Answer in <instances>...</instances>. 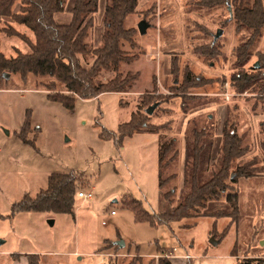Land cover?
Segmentation results:
<instances>
[{"label":"rangeland","instance_id":"374dc122","mask_svg":"<svg viewBox=\"0 0 264 264\" xmlns=\"http://www.w3.org/2000/svg\"><path fill=\"white\" fill-rule=\"evenodd\" d=\"M137 1L136 11L125 21V28L135 31V46L124 44V50L136 57L121 67L124 75H138L132 93L77 99L75 108L69 110L50 101L48 93L37 87L42 79L31 76L24 80L11 74L8 80L0 77V241L7 240L9 248L24 255H41L38 264H131L138 252L143 259L135 264H152L153 259L157 262L160 255H170L174 249L179 258H168L173 264H187L186 255L192 256L194 264H242L248 259H260L253 264H264V94L237 95L229 86L235 73L234 52L247 35L239 33L230 21L229 2L205 7L202 2L209 0ZM74 2L64 0V7L70 9ZM105 6L106 0H99L94 15L95 47L105 30ZM57 22L69 24L71 14H57ZM141 22L148 25L144 34L139 30ZM8 27L34 41L25 27L11 20L0 24V28ZM219 30L222 35L215 40ZM0 44L7 58L28 50L23 40L5 33H0ZM259 50L264 51V34L254 53ZM257 60L254 56L247 70ZM188 71L209 84L188 89L187 95L201 97L187 100L186 107L177 97L158 109L152 122L165 126L162 133H139L122 146L99 137L104 129L118 133L119 126L143 106L144 94L169 95L174 86L184 85ZM112 77L104 73L101 80L108 82ZM223 78L226 83L222 87ZM226 93L231 94L229 101ZM208 117L213 121L208 123ZM227 119L243 141L242 150H248L235 161V167L251 164L256 174L236 183L240 219L231 225L229 218L212 216L231 212L223 199L209 202L205 216L180 224L152 227L136 222L124 198L142 202L151 214L171 212L184 185L187 133L194 126L199 130L210 126V131L215 130L216 156ZM27 121L32 129L26 131L27 139L32 140L37 132L35 146L19 137ZM173 139L176 146L168 156L178 157L164 172L168 179L164 192L177 190L171 204L159 188L158 160L161 145ZM71 171L91 184L79 192L91 190L94 195L90 200L77 197L73 215L21 212L12 216L13 205L26 194L36 197L47 187L51 174ZM171 176L175 177L169 180ZM183 225L191 227L184 229ZM120 241L125 243L123 248L116 244ZM160 248L167 252L158 254ZM14 264L28 263L17 260Z\"/></svg>","mask_w":264,"mask_h":264},{"label":"trees","instance_id":"16d2710c","mask_svg":"<svg viewBox=\"0 0 264 264\" xmlns=\"http://www.w3.org/2000/svg\"><path fill=\"white\" fill-rule=\"evenodd\" d=\"M205 2H202L204 6L205 4L224 6L229 2V7L231 6L232 9L231 12L228 9L230 21L239 33L247 35L234 52L235 73L231 76L230 90L237 95L251 91L264 94V51L259 50L254 53L264 34V0ZM137 5V0H106L103 17L105 30L100 44L95 47L94 15L99 11V0H75L70 9L64 7V0H0V24H7L11 20L28 29L34 36L32 41L13 27L0 28V33L18 37L28 45L26 52H19L14 58H7L1 52L0 44V77L8 73L19 75L24 80L31 76L42 79L37 87L48 93L47 98L50 101L59 102L69 110L75 108L77 99L92 100L105 94L132 93L138 75L133 73L124 75L121 73V67L136 57L124 50V44L135 46L133 41L135 31L127 30L125 21L136 11ZM16 7H18L17 12ZM65 12L71 14V22L60 25L56 22L55 15ZM214 47L217 48L216 45ZM254 56H257L260 66L257 68L255 62L247 70ZM90 60H93V63H90ZM82 61L88 63V66H84ZM104 73L113 74L114 77L108 82H103L101 77ZM225 83L226 78H223L221 86L223 87ZM207 84L209 81L193 76L188 71L184 85L174 86L169 95L155 91L144 94L141 99L143 106L131 115L130 121L119 126L118 133L104 129L99 137L122 146L126 139L133 138L139 133L159 135L165 126L155 125L152 122L158 109L170 99L177 97L183 100V106L186 107L187 100L194 102L201 97L187 95V90ZM154 105H157L156 111L152 115H147V110ZM212 121L207 118L208 123ZM209 127L205 126L199 130L194 126L186 135L184 185L178 202L171 212L151 214L143 207L142 202L129 197L124 198V204L133 212L136 222L147 223L152 227L180 224L193 217L205 216L204 211L209 202L223 199H226L230 205L231 212L212 216L229 218L231 225L240 219L239 191L236 183L240 178H251L256 174L251 170V164L246 167H235V161L248 150L246 152L242 150L243 141L239 138L236 127L227 119L222 131L221 145L216 151V156H213L215 130L210 131ZM211 127H215L213 123ZM31 130V123L27 121L19 137L24 143L35 146L37 132H34L32 140L27 139L26 133ZM176 142L173 139L163 143L158 160L159 188L163 198L171 204L175 203L174 196L177 190L164 192L168 184L164 172L178 157V154L168 156L176 146ZM249 168L250 172H248ZM233 174L235 178H232ZM174 177L171 176L169 180ZM90 185L89 180L75 171L53 173L48 177L47 187L36 197L26 194L21 201L13 205L12 216L21 212L73 215L79 191L90 188ZM190 227L181 226L184 229ZM226 232L224 231L223 235ZM114 245L117 247L116 244ZM138 250L137 246L136 251ZM164 252H167L166 249L160 248L158 254ZM142 259L138 252L131 264ZM29 260L30 264L39 263L38 256H30ZM259 260L248 259L242 264H253ZM153 261L152 264H173L171 260L163 257L157 262L154 259ZM187 264H194L193 260H187Z\"/></svg>","mask_w":264,"mask_h":264},{"label":"crops","instance_id":"0c3cea01","mask_svg":"<svg viewBox=\"0 0 264 264\" xmlns=\"http://www.w3.org/2000/svg\"><path fill=\"white\" fill-rule=\"evenodd\" d=\"M59 14V13H58ZM72 18V16H71ZM55 20L57 22V14L55 15ZM58 23V22H57ZM59 24V23H58ZM62 25V24H60ZM64 25V24H63ZM97 47V45H96ZM239 207H240V198H239ZM243 220V219H242ZM241 222V221H240ZM239 222V223H240ZM239 225V224H238ZM237 225V226H238ZM2 241V240H1ZM0 241V242H1ZM3 243L0 244V264H14L15 261L19 260V261H25L28 264H30V260L29 257L30 256H38V261L39 259H41V255H24V253H20L18 251H14L13 249L9 248L8 246V241H2ZM177 250V249H176ZM177 255V254H176ZM157 256V255H155ZM178 256V255H177ZM189 256V255H186ZM10 257V258H9ZM24 257H26L27 259H25ZM161 257V255H160ZM192 257V256H190ZM10 259H13L14 262H11ZM156 259V258H155ZM159 259V258H158ZM236 259V258H235ZM186 261V260H185Z\"/></svg>","mask_w":264,"mask_h":264},{"label":"water","instance_id":"95a60500","mask_svg":"<svg viewBox=\"0 0 264 264\" xmlns=\"http://www.w3.org/2000/svg\"><path fill=\"white\" fill-rule=\"evenodd\" d=\"M229 10H230V12H231V7H229ZM147 28H148V25H147V23L146 22H141V24L139 25V30H140V32L142 33V34H144L145 32H146V30H147ZM222 30H219L218 31V34L216 35V37H215V40H217L221 35H222ZM257 68H259V64L257 63ZM3 78H5L6 80H8L9 78H10V74H8V73H5V74H3ZM157 108V105H154V106H152V107H150L148 110H147V115H152L153 113H154V110ZM215 245H217L218 244V242H216V241H212ZM3 242L1 241L0 242V244H2ZM118 246H120L121 248H123L124 246H125V243L123 242V241H120V242H117L116 243Z\"/></svg>","mask_w":264,"mask_h":264},{"label":"built area","instance_id":"2783aa9c","mask_svg":"<svg viewBox=\"0 0 264 264\" xmlns=\"http://www.w3.org/2000/svg\"><path fill=\"white\" fill-rule=\"evenodd\" d=\"M227 88H228V84H226V89ZM225 97H226V100L229 101L230 97H231V94L226 93ZM78 197L81 198V199H84V200H90V199H92L94 197V195H93V192L91 190H89V191L79 192L78 193ZM112 215H115L114 211L112 212ZM176 252H177V250L174 249L173 253H176ZM173 253H170V255L166 254V255L163 256V258H167V259L168 258L169 259H171V258H179V256H175ZM184 259L188 260V259H191V257L190 256H184Z\"/></svg>","mask_w":264,"mask_h":264}]
</instances>
